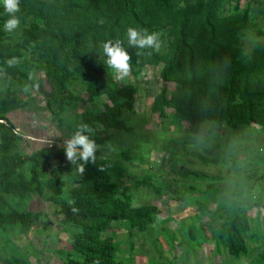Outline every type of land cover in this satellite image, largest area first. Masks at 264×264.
<instances>
[{"label": "trees", "instance_id": "16d2710c", "mask_svg": "<svg viewBox=\"0 0 264 264\" xmlns=\"http://www.w3.org/2000/svg\"><path fill=\"white\" fill-rule=\"evenodd\" d=\"M222 0H196L189 8L174 9L171 0H20V20L30 18L15 43L7 41L0 0V80H16L34 85L21 67L41 69L51 84L46 99L54 117H59L67 105L78 99L69 85L76 79L86 80L89 100L104 95L108 101L100 111L96 107L83 113L82 120L98 144L95 163L84 164L79 171L74 163L77 183L69 197L63 196L65 180L51 168L46 178L38 156L44 149L28 154L15 153L12 148L20 135L6 113L20 106L12 98L0 99V185L7 193L23 196L29 192L42 193L44 186L57 207L56 215L68 221L76 232L71 245L78 256L68 264H120L116 259L117 244L105 236L114 224L129 231L151 224L157 213L153 204L134 205L113 179L117 167L99 157L100 147L108 139L109 129H126L121 118L123 108L131 109L136 88L132 84L118 85L111 68L102 56V43L121 39L129 52L130 68L162 63L160 76L175 82L171 96L162 87L155 96L152 110L163 112L167 107L189 124L197 133L202 123H224L230 128L258 124L264 128V41H257L249 54L234 45L239 18L220 15ZM169 25L170 38L165 45L164 26ZM129 26L148 29L160 34L159 49H138L126 41ZM165 29V28H164ZM26 53V54H25ZM21 58L20 61L16 59ZM12 63H9V61ZM38 83L40 81L38 80ZM76 129H73L71 135ZM28 174L20 172L25 164ZM17 180H13V173ZM150 184L148 177L137 180ZM155 191L160 188L155 186ZM248 209H233L222 227L218 240L227 252L238 256L247 249L245 234L250 229ZM51 218L41 210L14 209L0 194V226L20 222L25 226ZM259 264H264V252Z\"/></svg>", "mask_w": 264, "mask_h": 264}, {"label": "rangeland", "instance_id": "374dc122", "mask_svg": "<svg viewBox=\"0 0 264 264\" xmlns=\"http://www.w3.org/2000/svg\"><path fill=\"white\" fill-rule=\"evenodd\" d=\"M174 9L189 8L196 0H171ZM220 15L239 18L234 45L249 54L257 41H264V0H222ZM6 31L7 41L15 43L30 18ZM165 28V29H164ZM165 31V45L170 35ZM26 54V53H25ZM21 58L16 59L20 61ZM163 64L144 65L117 79L116 84H132L136 88L131 109L123 108L121 118L126 129H109L108 139L100 147L99 157L117 167L113 179L134 205L157 206L154 221L128 230L112 225L105 236L117 244L116 259L120 264H259L264 252V128L258 124L238 125L204 122L197 133L167 107L163 112L152 110L155 96L166 87L167 96L175 82L163 80ZM34 85L16 80H0V99L12 98L20 106L6 113L8 121L20 135L12 152L38 156L46 178L51 168L65 180L62 195L69 197L77 183L74 163L64 151V141L84 121L83 113L94 107L102 111L107 97L88 99L86 80L74 79L70 90L78 96L54 117L46 106L51 84L41 69L21 67ZM38 80L40 83H38ZM29 163L20 168L27 175ZM16 172L13 180H17ZM148 177L150 184L137 180ZM155 186L160 192L155 191ZM0 194L14 209L41 210L51 221L25 226L20 222L0 226V264H68L78 256L71 241L76 229L56 215L57 205L42 193L29 192L14 196ZM233 209H248L250 229L245 234L247 249L238 256L227 252L218 232Z\"/></svg>", "mask_w": 264, "mask_h": 264}, {"label": "clouds", "instance_id": "9594fccd", "mask_svg": "<svg viewBox=\"0 0 264 264\" xmlns=\"http://www.w3.org/2000/svg\"><path fill=\"white\" fill-rule=\"evenodd\" d=\"M4 12L8 13L3 21V29L11 31L20 24V17L16 13L20 10V0H2ZM126 41L129 45L136 46L138 49L160 47V34L158 32H149L148 29H140L129 26L126 31ZM102 56L105 63L115 72L117 79H123L130 71V54L123 46L121 39L106 40L102 43ZM9 63H12L10 60ZM93 130L87 123H82L77 130L64 141V151L69 161L76 163L83 161L78 165L79 171H84V164L88 162L95 163L96 150L98 144L89 133Z\"/></svg>", "mask_w": 264, "mask_h": 264}]
</instances>
